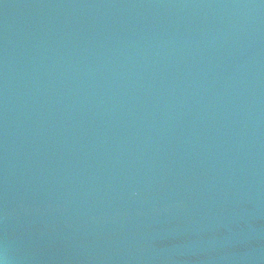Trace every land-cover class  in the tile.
I'll return each mask as SVG.
<instances>
[{
	"label": "water",
	"instance_id": "obj_1",
	"mask_svg": "<svg viewBox=\"0 0 264 264\" xmlns=\"http://www.w3.org/2000/svg\"><path fill=\"white\" fill-rule=\"evenodd\" d=\"M3 264H264V0H0Z\"/></svg>",
	"mask_w": 264,
	"mask_h": 264
},
{
	"label": "clouds",
	"instance_id": "obj_2",
	"mask_svg": "<svg viewBox=\"0 0 264 264\" xmlns=\"http://www.w3.org/2000/svg\"><path fill=\"white\" fill-rule=\"evenodd\" d=\"M0 264H3V261H0Z\"/></svg>",
	"mask_w": 264,
	"mask_h": 264
}]
</instances>
